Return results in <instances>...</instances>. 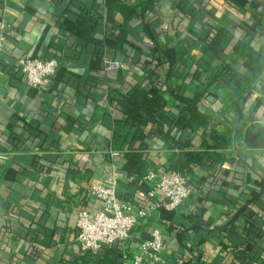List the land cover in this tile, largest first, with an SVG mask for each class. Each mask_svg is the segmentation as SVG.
Masks as SVG:
<instances>
[{"label": "crops", "instance_id": "0c3cea01", "mask_svg": "<svg viewBox=\"0 0 264 264\" xmlns=\"http://www.w3.org/2000/svg\"><path fill=\"white\" fill-rule=\"evenodd\" d=\"M119 1L128 17L106 0H0V264H82L76 215L99 210L89 184L111 179L120 200L148 211L133 237L145 241L160 231L158 264H239L235 246L246 243L254 248L249 264H262L264 145H248L246 133L264 142V71L252 79L234 46L251 38L264 56V0ZM222 28L232 33L230 45L208 52L207 36ZM23 57L58 61L49 88L26 86L17 65ZM106 59L123 69L105 70ZM228 71L238 77L223 78ZM223 79L235 91L243 84L241 108ZM135 83L165 98L170 119L180 112L174 95L200 96L198 110L210 118L197 132L165 124V137L156 126L143 128L147 174L174 171L173 156H213L214 168L189 164L192 194L173 211L158 206L162 196L147 197L153 182L146 176L135 182L121 170L124 150H114L121 154L116 163L108 154L125 119L116 95Z\"/></svg>", "mask_w": 264, "mask_h": 264}, {"label": "trees", "instance_id": "16d2710c", "mask_svg": "<svg viewBox=\"0 0 264 264\" xmlns=\"http://www.w3.org/2000/svg\"><path fill=\"white\" fill-rule=\"evenodd\" d=\"M106 5L108 8L117 9L123 13L125 17H128L131 13V10L126 8L119 0H106ZM79 27L80 26L76 27V34L83 35L82 32H79ZM124 35L122 31L118 34L117 40L120 45L124 43ZM232 38V33L229 30L224 28L218 29L210 37L207 36L206 50L219 55L230 45ZM251 43V38L238 41L234 46V50L245 58V66L252 72V79H254L264 71V56L254 51ZM236 76V74L228 71L224 74L223 78L227 77V79H234ZM222 82L231 87L230 82L224 79ZM238 83L240 84L236 90L238 93H236L233 87L231 88L236 94L238 106L241 108L246 102L247 95L241 96L243 92H239L238 89L241 88L243 84H241V82ZM200 98V96L186 98L180 95H174V100L180 107V112L179 115L175 119L172 118V120L170 117H167L165 113L167 101L158 91L153 89L146 90L141 84L135 83L133 85L128 84L126 91L116 95V101L125 119L114 129L109 147L112 150L118 149L120 151L122 150V152L124 150L123 159L125 162L121 170L128 178L135 180V182H139V180L144 178L147 174L148 163L146 154L141 151L145 147L144 140L146 134L143 131L144 127L148 125L156 126L160 129L159 134L165 137L167 135L161 131L165 124L172 125L179 132L183 130L197 132L201 128H206L210 125V118L201 114L198 110ZM213 139L217 142L222 141L219 137H215V135H213ZM136 143L138 147H135ZM246 143L255 147L264 145V142L259 141L258 138L251 133H246ZM220 146H224V144H220ZM211 157L213 156L208 152L201 154L188 153L185 155V159L173 156L169 161V166L171 170L187 177V174L190 173L189 170H191L189 164L204 167L207 162V165H209L208 168H214L213 163H209ZM256 199L257 196L252 201ZM245 210L246 206L242 208V211ZM250 224H252V222ZM246 231L250 234L252 239H258L261 236L257 229L248 228ZM133 233L127 241L128 245H135L141 242L133 237ZM235 251L236 259L239 264H249L254 248L251 244L246 243L242 246H235ZM79 258L82 264H121L122 262L121 249L118 245L104 248L97 253L81 252ZM262 264H264V262H262Z\"/></svg>", "mask_w": 264, "mask_h": 264}, {"label": "built area", "instance_id": "2783aa9c", "mask_svg": "<svg viewBox=\"0 0 264 264\" xmlns=\"http://www.w3.org/2000/svg\"><path fill=\"white\" fill-rule=\"evenodd\" d=\"M5 51V38L0 36V61ZM18 70L27 87L33 90H44L51 86L59 63L56 59H41L23 57L17 61ZM105 70L123 69L124 64L116 60H104ZM113 163L119 162L121 154L108 150ZM145 179L153 182L147 192L149 199L162 196L158 206L168 211H173L191 196L192 191L188 179L176 171H167L157 174L149 172ZM88 192L92 198L100 202L99 210L90 215L84 209L76 215L75 242L80 252L97 253L112 247H121V264H158L161 261V252L164 249L162 235L158 229L150 233V238L141 241L136 247L127 252L125 245L133 230L148 215L146 209H134L128 202H123L118 197L117 184L114 179L105 182H92Z\"/></svg>", "mask_w": 264, "mask_h": 264}]
</instances>
